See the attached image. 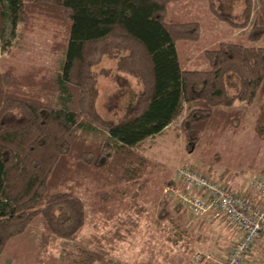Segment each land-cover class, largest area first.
Returning a JSON list of instances; mask_svg holds the SVG:
<instances>
[{
	"label": "trees",
	"instance_id": "trees-1",
	"mask_svg": "<svg viewBox=\"0 0 264 264\" xmlns=\"http://www.w3.org/2000/svg\"><path fill=\"white\" fill-rule=\"evenodd\" d=\"M173 1L0 0V49L11 52L18 28L39 27L65 55L56 66H0V253L39 221L44 256L69 245L86 264H131L117 253L149 212L139 184L148 138L179 121L188 146L215 143L250 118L264 137V46L222 41L205 51L210 69L183 68L177 41L197 40L201 26L168 21ZM208 3L218 20L249 27L252 41L264 35V0ZM101 76L115 87L100 110ZM100 129L106 136L92 139ZM187 213L161 201L174 243L190 234L179 228ZM88 214L95 223L83 234Z\"/></svg>",
	"mask_w": 264,
	"mask_h": 264
},
{
	"label": "rangeland",
	"instance_id": "rangeland-1",
	"mask_svg": "<svg viewBox=\"0 0 264 264\" xmlns=\"http://www.w3.org/2000/svg\"><path fill=\"white\" fill-rule=\"evenodd\" d=\"M167 20L200 23L201 34L197 40L177 41L180 62L186 69H210L205 51L217 49L222 41L264 46V35L259 40L252 41L249 38V27L235 28L218 20L211 13L208 0L170 2ZM51 40L52 32L49 28L36 27L30 31L18 28L17 37L10 47L11 52L0 49L1 68L12 63L19 66L33 63L56 66L59 62L63 63L65 55L62 59L63 54L50 51ZM112 63L104 60L100 66ZM114 87L111 79L100 77L97 103L100 110L106 95ZM238 106L246 105L239 103ZM255 133L253 118H250L246 127L237 133L226 132L215 143L202 139L196 146L190 147L177 121L162 134L148 138L146 146L151 163L139 184H142L140 200L149 208V212L131 237L122 244L117 255L131 264H191L192 255L197 250L223 254L236 237L235 228L230 226L223 214L197 217L188 212L182 218L183 226L179 228L190 231V234H184L182 239L179 237V241L174 243L175 236L170 224L159 218V207L166 196V183L178 166H188L206 173L233 192L244 195L250 189V178L264 175V137H255ZM90 136L95 140L102 139L106 136V131H93ZM94 223L93 216L88 214L83 234L90 232ZM40 233L41 226L37 221L26 232L12 238L0 253V263H87L82 251L75 249V246L63 245L58 250V255L51 250H48L46 256L42 255L39 247ZM256 249L263 253L264 248L257 246Z\"/></svg>",
	"mask_w": 264,
	"mask_h": 264
},
{
	"label": "built area",
	"instance_id": "built-area-1",
	"mask_svg": "<svg viewBox=\"0 0 264 264\" xmlns=\"http://www.w3.org/2000/svg\"><path fill=\"white\" fill-rule=\"evenodd\" d=\"M250 189L239 195L206 173L178 166L164 193L197 217L224 215L236 237L223 253L197 250L191 264H264V175L249 180Z\"/></svg>",
	"mask_w": 264,
	"mask_h": 264
},
{
	"label": "crops",
	"instance_id": "crops-1",
	"mask_svg": "<svg viewBox=\"0 0 264 264\" xmlns=\"http://www.w3.org/2000/svg\"><path fill=\"white\" fill-rule=\"evenodd\" d=\"M184 68H186V67H184ZM188 68V67H187ZM1 264V263H0Z\"/></svg>",
	"mask_w": 264,
	"mask_h": 264
}]
</instances>
